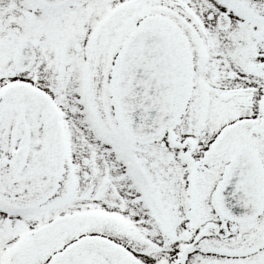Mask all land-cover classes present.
<instances>
[{"label": "snow or ice", "instance_id": "obj_1", "mask_svg": "<svg viewBox=\"0 0 264 264\" xmlns=\"http://www.w3.org/2000/svg\"><path fill=\"white\" fill-rule=\"evenodd\" d=\"M0 264H264V0H0Z\"/></svg>", "mask_w": 264, "mask_h": 264}]
</instances>
